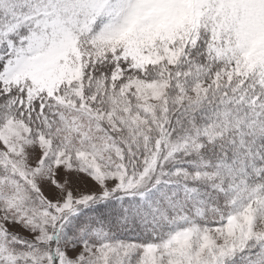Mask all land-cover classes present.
<instances>
[{
    "label": "snow or ice",
    "instance_id": "obj_1",
    "mask_svg": "<svg viewBox=\"0 0 264 264\" xmlns=\"http://www.w3.org/2000/svg\"><path fill=\"white\" fill-rule=\"evenodd\" d=\"M0 264H264V0H0Z\"/></svg>",
    "mask_w": 264,
    "mask_h": 264
}]
</instances>
